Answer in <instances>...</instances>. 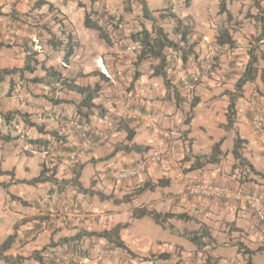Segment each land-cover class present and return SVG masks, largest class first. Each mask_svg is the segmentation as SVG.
<instances>
[{
  "label": "crops",
  "instance_id": "1",
  "mask_svg": "<svg viewBox=\"0 0 264 264\" xmlns=\"http://www.w3.org/2000/svg\"><path fill=\"white\" fill-rule=\"evenodd\" d=\"M115 1L117 0L105 1L106 9L110 10L109 14L114 13L113 8L118 12L119 6L116 7L117 4L115 6ZM144 1L151 9L159 8L152 6L151 0ZM176 1L179 9L173 6V0H168V5L165 7H172L178 16L195 24L198 40L196 50L199 58L190 63V69L193 73L198 71L205 73L202 82L196 85L190 94L188 93L184 102L178 103L175 99L166 98L164 82L161 77L153 75L151 63L143 62L139 66L133 65L135 55L127 50L132 45L127 36L132 30L141 27L142 19L138 17L126 22L123 16L120 27L112 32L114 39L119 33L122 38L120 39L119 36V39H115L114 45L110 47L112 50L116 49L119 56L123 54L127 56L123 57L120 62L122 68H129V75L132 73L131 70L136 68L140 72L134 83H132L133 77H130L131 80L121 91L113 87L112 79L110 81L102 79L99 71L94 74L95 84L99 83L105 90L104 94L96 100L98 105L104 106L105 115H101L100 108L97 106L94 113L89 116L88 124L96 145L93 152L81 162L85 163L81 176L83 188L101 191L107 195L113 194L118 199L146 184L155 185L160 180H164V184L156 185L153 189L145 188L144 192L133 200L117 204L112 200L102 199L97 194L84 193L75 186L59 192L50 182L34 184L30 191H26L21 184L11 189L6 186L8 178L0 175V244L8 236L16 233V240L7 254L29 256L34 251L48 246L46 260L51 261L53 258L56 260L72 250L73 245L64 241L66 237L71 238L81 230L99 232L111 229L124 224L123 219L127 216L131 217V223L135 218L134 208L145 206L162 213H186L189 219L169 218L167 224L170 227L167 228L158 224L162 230H168L172 237L168 236L163 240L147 239L152 246L148 258L139 256L142 254L135 251L120 233L121 240L133 251L135 257H141L142 261L152 259V261L145 260L141 264H264V224L258 221L243 203L230 198L192 197L185 193L186 181L199 179L227 185L235 191L257 193L264 198V178L259 174L264 173V153L251 124L254 112L252 102L256 100L264 109V82L260 75L255 83L245 87L243 96L237 100L238 112L234 126L226 127L230 95L235 91V83L243 73L248 59L250 44L246 43L247 38L258 35L262 24L255 17L250 16L248 10L256 14L258 9L252 4V0L228 1L227 8L233 16L232 20H229L226 13H219L220 0H192L189 7L184 4L183 0ZM31 5L32 0H21L20 2L0 0V68L23 67L27 48L35 44L36 48L41 49L40 43L46 37L28 20L35 16L36 5L33 7ZM97 5L98 2H95L94 6ZM137 6L139 14L142 6L138 2ZM260 6L261 12L264 13V0H260ZM240 20L243 21L239 26L242 28H237L234 23ZM165 25L172 32L174 21L168 20ZM223 25L232 28L233 39L236 41L235 47L230 48L214 43V37ZM110 28L111 26L108 25V29ZM80 29V34L78 33L80 46L86 44L88 47L91 37L99 38L96 30L84 26V19L81 21ZM86 35H88L87 38ZM250 41L252 43L253 40ZM45 50H41L39 55L41 64L43 63L46 67L54 66L61 70V67L55 63L48 65L46 59H41V55L46 51L54 52L49 48ZM230 53L233 55L232 69L224 80L225 82L221 83L223 81L218 79V73L205 71L203 57L213 54L217 56L216 59L224 60ZM84 59L83 54L76 52L71 60L73 75H78L79 72L85 73L87 64L83 61ZM62 63L63 61L61 65ZM41 64L38 65L36 71L42 68L44 75L41 77H44L46 70ZM33 73L26 72L23 77L19 74L6 75L9 79L3 78L0 83V108L3 110L1 112L21 110L28 113L33 121L43 123L46 129L55 130L59 135H63V144L56 148L54 142V146L48 150L33 148L27 143L25 132L35 136L37 133L33 128H26L21 117L13 120L14 126L0 123L2 125L1 137L8 133L20 135L17 139L3 138V141L0 140L4 147L7 144L15 147L16 153L6 151L8 152L6 156L2 153L0 157L2 170L14 173L9 176L13 182L33 179L40 174L43 165L56 166L60 177H71L78 165L70 162L68 154L79 146L80 139L76 132L67 126L65 119L76 114L80 94L66 90L69 95L66 99L68 102L59 104L53 102V110H61L63 116L60 117L61 121L56 120L54 126L49 124L48 119L44 120L39 117L33 119L32 111L23 105L19 106L13 101L10 107L4 104L3 96L12 95L18 86L16 84L14 86V81L23 79L26 74L33 75ZM81 77L77 78L80 84L95 85L91 82L85 84ZM40 86L52 91L47 84L40 83ZM45 93L48 92L45 91ZM194 96L199 98V102L192 110L190 122L186 123L190 102ZM46 102L49 104V101ZM133 106H139L145 112L154 113L158 117V129H152L145 121L127 119V110ZM107 117L121 120L116 130L110 129L105 124L104 120ZM170 127H177L182 133V138L176 142L177 151L159 163L149 164L147 171L135 178L115 182L110 177L108 169L131 166L141 161L146 154L140 150L119 149L120 145L134 144L143 148L149 146L150 149H165L167 142L163 139L161 130ZM238 136L245 140L242 149L243 162H240L232 152ZM221 140V149L224 152L221 160L215 164H205L200 168L198 155L211 154L214 144ZM64 199L80 205L86 211V218L69 221L60 216L59 205ZM93 207H97L96 210H93ZM144 218L150 217L137 219ZM181 222L195 223V229L185 227L186 231L198 230L203 223L208 227L212 238L202 247L192 241L189 243L186 231L183 232L175 226ZM80 241L85 246L109 242L108 239L98 235L84 236ZM155 241L156 244L153 243ZM161 254L165 256L160 257ZM135 260L138 261V258ZM0 264L9 263L0 260ZM24 264L40 263L28 259ZM90 264H129V262H122L117 257H107L100 263Z\"/></svg>",
  "mask_w": 264,
  "mask_h": 264
},
{
  "label": "trees",
  "instance_id": "2",
  "mask_svg": "<svg viewBox=\"0 0 264 264\" xmlns=\"http://www.w3.org/2000/svg\"><path fill=\"white\" fill-rule=\"evenodd\" d=\"M138 4H141L142 9L141 13L135 17L137 19L140 17L142 19L141 27L132 30L127 38L129 39L131 44L137 45V49L132 51L135 55V61H133V65L139 66L143 62H150L151 67L153 68V75L156 77H161L164 85L166 87V98L175 99L176 102H184L186 100L188 93L190 91L184 90L182 85L176 82L170 74L171 67V59L168 55V49L172 48L177 51L182 59L183 66L186 72L189 75L190 82H193V75H204L201 71L193 73L190 69V63L199 58V54L197 52L198 40L196 38V30L195 24L192 22L185 21L184 18L178 16V14L172 9V7L165 8H155L151 9L146 1L144 0H135ZM232 0H220V10L219 13H226L229 20H232L233 16L231 12L227 8V2ZM253 5L256 6L257 13H251L248 10L250 16L256 18L257 21L262 22L260 33L254 37V44H250V48L248 50V59L245 64V68L241 76L237 79L235 83V91L230 95V101L228 105L227 111V128H231L234 126L237 117V100L243 96L245 87L248 84L255 83L258 76H261L262 81L264 82V64L260 65V62H264V13L261 12L260 0H252ZM192 0H184V4L189 7L191 5ZM44 5H48L49 9L54 6L47 0H40L36 4L35 16L33 18L37 20L39 18L40 10ZM51 11L48 12V14ZM95 11L90 10L85 14L84 18V26L89 29H94L98 32V36L101 40L107 43L110 46L114 45L115 39H119L121 34H118V37L113 38L112 32L122 23L123 16L111 15L107 16L106 23H102L101 19L98 16H94ZM54 20V19H53ZM168 20H173L174 25L172 28V32L165 25V22ZM56 21L60 22L59 30L62 31L61 35H48L47 39L40 43V45H47L49 49L63 51V63L62 66L68 67L71 63V60L74 58L77 49L80 47L79 38L72 31H66L63 28L62 20L57 19ZM55 21V22H56ZM147 22V23H146ZM108 25L111 26V30L108 29ZM39 28L41 34L46 30L52 32L50 27H46V25H42V23H37L34 25ZM113 30V31H112ZM65 38V39H64ZM65 40V41H64ZM214 43L220 46H228L235 47L236 41L233 39L232 28L230 26L223 25L220 27L218 34L214 37ZM44 43V44H43ZM41 49L35 47V44L31 45L26 50V58L25 65L23 67H13V68H0V72L5 75H14L19 74L23 77L26 72H35L38 65L41 64L39 60V55ZM260 52V53H259ZM204 59V57H203ZM233 64V63H232ZM41 66L46 70V74L44 77H35L31 80L38 83L47 84L51 87L52 93H56L55 91L66 89L69 91H73L77 94L81 95L79 102H77L76 114L74 116H80L86 123H88L89 116L94 113L97 106L100 108V113L102 116L105 115L104 106L98 105L96 100L100 98L105 90L99 83H96L94 86L91 85H83L80 84L77 80L79 76L83 73H78V75H73L71 71L66 72L63 69H58L54 66L46 67L43 63ZM206 71V70H205ZM138 68L132 73L133 80L132 83L137 79ZM102 79L104 78L107 81H110V77H107L103 73H101ZM51 101L55 104H59L62 102H68L66 99H53V97H49ZM199 98L194 96L190 102V109L187 113L186 123H189L191 120V113L193 108L198 104ZM0 116L3 118L4 125H12L14 126V119L20 118L24 121L25 127L33 128L37 136L28 134L25 132V139L27 143L31 145L33 148H41L44 150L50 149V147L54 146L59 148L63 144V135H59L57 131L46 129V125L43 123H37L33 121L28 113H24L21 110H13L8 112H0ZM20 135L16 134H3L2 138L6 140H13L19 138ZM131 138L132 135L130 134ZM223 140V139H222ZM222 140L215 143L213 147V151L208 155H198V160L200 159L199 166L200 168L205 164H215L221 160V156L224 153L221 149ZM245 140L241 137H237L232 149L234 156L240 161L243 162V154L242 149L244 147ZM119 149H124L126 151L140 150L143 152L149 151L151 147H141L137 145H129L123 144L118 147ZM70 162H72L70 160ZM82 161H77L75 164H78L74 169V175L71 177H60L57 171V167H49L43 165L40 174L34 177L31 180L21 181L29 184H39L50 182L56 186V189L60 191H64L66 188L70 186L78 187L80 190L84 191V193L97 194L102 199L112 200L114 203L128 202L133 200L135 197L141 195L145 188L153 189L156 185L164 184V180H160L154 184H146L143 187L136 189L134 192L130 194L124 195L121 199L116 198L113 194H105L101 191H94L91 189L83 188L81 183L82 170L84 169L85 163H81ZM80 163V164H79ZM196 169L197 167H192ZM199 168V167H198ZM11 173L10 171H4L0 165V174L3 173ZM264 178V173H259ZM133 216L135 218H143L150 217L159 224L160 226L167 228L170 225L167 224L169 218H178L182 220H188L189 217L186 213H172L166 212L162 213L156 209H149L145 206L143 207H135L133 210ZM123 226L126 225H117L111 229H105L103 231H85L81 230L76 233L73 237L64 239L69 245L72 246L71 251H77L79 247H82L83 244L80 239L84 236L98 235L100 237H104L108 239L109 242L114 243L117 247H122L128 250V253L134 255L132 251L124 244L121 240L120 230ZM186 236L196 245L202 247L207 244V241H210L211 233L206 225L203 223L200 226V229L194 231H186ZM16 240V233L8 236L4 242L0 244V260H3L9 264H24V262L28 259L36 260L40 264H74L71 262L66 263H58L54 258L51 261L46 260V253L49 249L48 246H44L39 250L34 251L29 256H24L20 254H7V252L12 248L14 242ZM55 245H57L55 243ZM164 254H161L160 257H164Z\"/></svg>",
  "mask_w": 264,
  "mask_h": 264
},
{
  "label": "rangeland",
  "instance_id": "3",
  "mask_svg": "<svg viewBox=\"0 0 264 264\" xmlns=\"http://www.w3.org/2000/svg\"><path fill=\"white\" fill-rule=\"evenodd\" d=\"M20 1L21 0H16V2H20ZM38 1L40 0H32L31 7H33V5H36ZM47 1L52 3L54 7L49 9L48 5H46L45 7H42L41 9H39L40 13H39V18L37 20H35L34 18L28 19L30 23H32V25H36L39 22V23H42V25H46V27L47 26L50 27L52 32H49L48 34V32L45 30L43 32V35H45L46 38L44 39H47L48 35H57V36L61 35L62 31L59 30L60 22L56 21L57 19H60V21L62 20L63 28H65L66 31H72L79 38V34H80L79 30H81L80 29L81 21L85 18V14L87 12H89L90 10H94L95 11L94 16L95 17L98 16L104 24L106 23L105 21H107V16L110 13V10L106 9L107 8V4L105 2L106 0H47ZM167 1L168 0H151V3H152V6L161 8V7H165L168 5ZM95 2H98V5L96 7L94 6ZM114 4L115 6L117 4L116 7L119 6L118 12L114 10L115 8H113L114 13L111 15L124 16L126 22L135 20V17H137L138 15L137 7L138 6L135 0H117L114 2ZM172 4L173 6L176 7V9H179V6L177 5L176 0H173ZM49 11H51L50 12L51 14H48ZM242 22L243 21L241 20L236 21L234 25H236L238 28ZM239 28H242V26ZM255 36L256 35H252L250 38H247L246 43L254 44ZM87 37L88 35H86V38ZM251 39L253 40L252 43L250 41ZM89 46L88 47L90 48V50L88 47H86V44H82L77 49V52L79 54L81 53L83 54V56H85V59L83 61L87 64L85 66V69H86L85 73L79 72V73H83L81 75L83 77V78L81 77V80L84 81L85 84L90 83V82L92 84H95L93 76L94 74H96V72L99 71L100 73H103L106 76L109 75L111 77L110 80L112 79L111 83L113 87L121 91L125 87V84L131 80V78L133 77L132 73L135 71L134 69L131 70L132 73L129 75V72H128L129 68L127 69L125 67L123 68L121 67L120 60L126 55L123 54V56H119V52H117L116 49L112 50L110 45L109 46L108 44L106 45L103 40L97 37L90 38ZM41 47L43 48V50L45 49L47 50L49 48L45 44L41 45ZM262 48L264 49V46ZM48 53H50V55ZM63 55L64 54L61 49L54 50V52L46 51L44 54L41 55V59H46L47 60L46 62L48 65L55 63L56 65L61 67V69H63L64 71L69 72L73 69V66H71L72 63H70L68 67L62 66L61 62L63 61ZM216 58L217 56H215V60L218 61V63L223 62V60H219ZM263 64L264 62L261 61L260 65H263ZM130 67L132 69V65ZM30 75L31 74H26L23 79L16 80V82L14 81V86L15 84L18 86L19 85L21 86L20 87L16 86V88L14 89L15 91L14 93H12V95L3 96L4 101L6 102V103L4 102V104L10 107L11 102L13 101V103L19 106L23 105L24 107L32 111L33 119H37L38 117L44 120L48 119L49 124L51 126H54L56 124L55 123L56 120L61 121L60 117L62 116V112L61 110H53L54 108L52 104L54 103L53 101L49 99V97L52 96L54 100L60 99V98L67 99L69 95L67 94L66 89L55 91L56 93L53 94L52 91L49 90V88L48 89L41 88L40 83H36L32 81L31 79L35 77H41V75H44V71L42 70V68H39L35 73H33V75L31 76ZM5 77L6 75L0 72V83L3 81V78L5 79ZM7 79H9V77ZM18 81L21 82V84H19ZM224 82L225 81L221 83H224ZM45 91L48 93H45ZM119 95L121 96V94ZM46 101H49V104ZM45 105H48V106H45ZM1 111L3 110L0 108V112ZM51 111L58 114L59 118L48 117L47 113ZM1 126L2 125H0V128ZM0 140L3 141V138L1 136H0ZM8 145L9 144L6 145L7 147L6 146L4 147V144L0 143V157L2 153H3V156H6V154L8 153L6 151H10V152L14 151L16 153V151L14 150L15 147L13 145H10V146ZM71 163H76V161H72ZM0 175H3L4 178H8V181H6V186H8L11 189H15L18 184H21L22 185L21 187H23L26 191L27 190L30 191L33 188L32 186L34 184H25L23 182H15V181L13 182L9 178V176H11V173L6 172ZM96 208L97 207H93V210H96ZM115 209L119 210V208H115ZM123 220L125 221V223L122 225H126V226H123L121 228L120 233L123 236V238L126 240V242L130 244L135 251L142 254L139 256H142V257L146 256L145 258H148L147 256L149 254L150 247L152 248V246H150L147 239L152 240L153 238H156V239L163 240L164 238L171 236V233L168 230L166 231L162 230L160 226L156 224L150 218H144V219L133 218V222L130 223L132 219L130 216H127L126 218L124 217ZM175 226L178 227L183 232L187 230L185 229V227H189L192 229L196 228L195 227L196 225L194 222L189 223V224H185L184 222H181L179 224H175ZM187 241L191 243V240L189 238H187ZM153 243L156 244V241ZM97 244L101 245L104 243H97ZM106 244L114 245V243L112 242H106ZM119 248L128 252V250L122 247H119ZM130 251L132 250L130 249ZM243 251L245 252V250ZM139 256H137L138 258V262L136 261L137 264H141L145 260L152 261V259H143L142 261L141 257ZM157 259H160V258H157Z\"/></svg>",
  "mask_w": 264,
  "mask_h": 264
},
{
  "label": "built area",
  "instance_id": "4",
  "mask_svg": "<svg viewBox=\"0 0 264 264\" xmlns=\"http://www.w3.org/2000/svg\"><path fill=\"white\" fill-rule=\"evenodd\" d=\"M135 49H137V45H131L127 48L128 51H133ZM168 55L171 59L170 74L176 82L182 85L184 90L191 91L196 85L202 82L203 76L198 74H194L193 82H190L189 75L186 72L182 59L177 51L170 48L168 49ZM232 62V53L228 54L223 62L219 63L215 60V55L210 54L204 57V68L207 73H218V79L224 81L232 69ZM252 104L254 112L251 124L259 138L264 153V109L256 100H254ZM48 115L50 117H57L52 112H49ZM127 118L135 121H145L153 129H158V117L152 112L143 111L140 107L128 109ZM2 121L3 118L0 116V122ZM105 122L108 127L116 129L119 120L108 118ZM66 123L69 127L75 130L80 139L79 146L69 152V158L73 161L82 160L92 153V150L96 145V142L91 136L90 127L79 116L68 118ZM161 135L167 142L165 149L152 148L145 154L142 160L136 164L119 169L110 168L108 172L110 177L115 182H122L124 180L135 178L140 174L145 173L149 164L159 163L177 151L176 142L182 138L179 129L177 127L163 129L161 130ZM185 193L188 196L199 198L233 199L236 202L243 203L252 212L256 219L264 224V198L260 194L243 190L235 191L230 186L199 179L187 180L185 183ZM58 213L69 221H78L86 218V212L83 208L76 203H71L67 199L60 202ZM107 257H117L122 262L136 264V260L133 259L128 252L110 244H96L92 247L82 245L77 251H70L63 256L58 257L56 261L58 263L71 262L74 264H90L93 262L100 263Z\"/></svg>",
  "mask_w": 264,
  "mask_h": 264
},
{
  "label": "clouds",
  "instance_id": "5",
  "mask_svg": "<svg viewBox=\"0 0 264 264\" xmlns=\"http://www.w3.org/2000/svg\"><path fill=\"white\" fill-rule=\"evenodd\" d=\"M132 45H134V44H132ZM134 51V50H133ZM233 63V62H232ZM64 64V63H63ZM108 77H110L109 75H107ZM111 78V77H110ZM174 79V78H173ZM175 80V79H174ZM59 91V90H58ZM193 90H191L190 91V93L192 92ZM133 107H139V106H133ZM133 107H130V108H133ZM129 108V109H130ZM128 111V110H127ZM52 112V111H51ZM49 113V112H48ZM48 113H47V115H48ZM52 113H54V112H52ZM57 117L56 118H59V115L58 114H56V113H54ZM74 116V115H73ZM73 116H69V117H67L66 119H65V122H66V120L68 119V118H70V117H73ZM48 117H50L49 115H48ZM80 117V116H79ZM81 118V117H80ZM108 118H114V119H117V118H115V117H107L106 119H108ZM126 118H127V114H126ZM105 119V120H106ZM127 119H130V118H127ZM83 120V119H82ZM104 120V121H105ZM119 120V123H118V126H119V124H120V119H118ZM131 120H133V119H131ZM133 121H135V120H133ZM0 123H3V121L2 122H0ZM67 124V123H66ZM105 124H106V122H105ZM87 125L89 126V124L87 123ZM107 125V124H106ZM68 126V125H67ZM118 126L116 127V129L118 128ZM69 127V126H68ZM69 128H71V127H69ZM110 128V127H109ZM171 128V127H170ZM72 129V128H71ZM110 129H112V128H110ZM116 129H112V130H116ZM153 129V128H152ZM73 130V129H72ZM75 131V130H74ZM179 131H180V129H179ZM91 133V132H90ZM181 135H182V133H181ZM92 136V135H91ZM94 149V148H93ZM150 150V149H149ZM92 152H93V150H92ZM148 152V151H147ZM146 152V153H147ZM89 156V155H88ZM88 156H86L84 159H86ZM68 158H69V154H68ZM84 159H82V160H79V161H83ZM69 160H71L70 158H69ZM71 161H73V160H71ZM77 162V161H76ZM136 164V163H135ZM109 170V169H108ZM109 172V171H108ZM86 212V211H85ZM83 245V244H82ZM81 245V246H82ZM94 245H96V244H94ZM85 246V245H84ZM88 246H90V247H92L93 245H88ZM81 247H79V249H80ZM78 250V249H77ZM129 255L133 258V259H135V258H137V257H135V255H132V254H130L129 253ZM138 262V261H137ZM137 264V263H136Z\"/></svg>",
  "mask_w": 264,
  "mask_h": 264
}]
</instances>
